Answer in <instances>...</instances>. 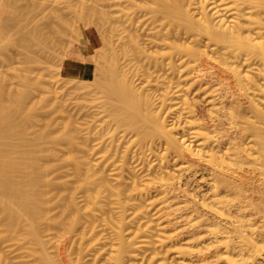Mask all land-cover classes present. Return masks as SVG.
Listing matches in <instances>:
<instances>
[{
  "label": "bare ground",
  "instance_id": "1",
  "mask_svg": "<svg viewBox=\"0 0 264 264\" xmlns=\"http://www.w3.org/2000/svg\"><path fill=\"white\" fill-rule=\"evenodd\" d=\"M63 1L110 66L94 53V80L64 88L88 99L104 68L117 84L83 122L37 128L55 95L36 107L31 77L13 90L0 70V264H264V0Z\"/></svg>",
  "mask_w": 264,
  "mask_h": 264
},
{
  "label": "rangeland",
  "instance_id": "2",
  "mask_svg": "<svg viewBox=\"0 0 264 264\" xmlns=\"http://www.w3.org/2000/svg\"><path fill=\"white\" fill-rule=\"evenodd\" d=\"M8 1H10V2H7V0H4V2H6V3H8V4H10V5H8V4H4V6L6 5L7 7L8 6H10L9 8H11V9H8V8H5L4 9V11H3V13H5L6 12V10H9L8 12H6V14L4 15L3 13V15L4 16H2V14H1V18H0V23H1V25L0 26H2V24H4L3 25V27H1V30H0V35L2 36V38H1V36H0V46H2L1 48H0V57H2V58H0V70L1 71H3L5 74L6 73H9L8 75H6V81L5 80H3V81H5L4 83H2L4 86L3 87H5V88H7V87H9V89H13V87L15 88V90L16 89H18L19 87H21L20 86V84L21 83H19V82H21L20 81V78H19V74L21 75V74H23V75H25L24 73H26V75H28L29 77H31V82L32 83H30V85L31 86H29V88L32 90H30L31 91V102H33V103H35L34 105H37L36 107H38V104L40 103L41 104V106L39 105V107H42L46 102L47 103H49V101H47L46 100V102H45V100L44 99H48L50 96H51V98L53 99V97H54V95H55V97H54V101L53 100H51L50 98H49V100L52 102V104H51V102L48 104V105H44L45 107H43V108H38V109H40L39 111H42L41 112V116L39 117V119L37 120V122H36V127L38 128V124H40L41 123V121H42V119H43V123H41L40 125L42 126V125H44L45 123H52L53 125H51V127L53 126L55 129H56V126L58 127L59 125H60V129L61 128H63L64 127V125L66 124V120H68L67 118H69V119H71V117H72V119L74 120L75 118H77V117H79L78 119L80 120V123H81V121L83 122L84 120V115L87 113V112H90V111H92V109L91 108H93V110L96 108V102H98V103H100L101 101V96H102V94H104V92L106 93V88H105V90H104V92H102L101 91V89L102 88H104V87H100V85L102 86V83H105V84H108L109 85V83H106V77L107 78H110V73H111V71L109 70V72H108V70L107 69H110V68H104V66L105 67H108L109 66V62L107 61L108 59L107 58H105L106 57V54L104 55V54H102V51H105L104 53H106V51H108V50H106V47H105V50H104V48H102L101 46H102V42H100L99 40H101V39H99V40H96V39H94L95 38V36H96V38H98V33H97V31H96V28H95V26H93V24H91V20H89V17H88V20H87V17L84 19L83 18V20L81 21V17L83 16V15H81V17H78L79 19H76L75 21L76 22H74L76 25H74L73 26V28H68L69 27V25H68V27L66 26L67 25V23H65V21L63 22V24L65 25H63L62 24V18H59V17H61L62 15H60L61 14V12H58L57 11V14L55 13L56 12V10L55 9H53V6H54V4L55 5H58V2L61 4V6H62V1L63 0H58V2L56 1V0H50V1H52L54 4H52V2L50 3V1H45V0H36V4H34L33 2H32V0H31V3L33 4L32 6H31V9H29V7H30V5H31V3H30V0L28 1V0H8ZM21 1H23L24 3H22ZM35 1V0H34ZM39 1V2H38ZM42 1H45L44 2V4H46V2H47V4L46 5H44L43 4V2ZM54 1H56V2H54ZM29 2V3H28ZM63 2H65V1H63ZM15 4V6L13 5V6H11V4ZM43 4L44 6H43V9L41 8L40 10V12H37V13H39V14H37L36 13V15H35V17H34V14H33V9H38L39 8V6L41 5V4ZM67 3V2H66ZM66 3H64L63 5H65ZM90 3V2H89ZM25 4V5H24ZM39 5V6H37L38 8H33L32 9V7L34 6V5ZM60 4H59V6H60ZM19 5H20V7H19ZM23 5V6H22ZM28 5H29V7H28ZM49 5V6H48ZM53 5V6H52ZM17 6V7H16ZM27 6V7H26ZM42 6V5H41ZM60 6V7H61ZM13 7V8H12ZM15 7V8H14ZM25 7V8H24ZM34 7H36V6H34ZM48 7H51V8H49L50 10H48L47 8ZM56 7V6H55ZM58 7V6H57ZM25 9V10H23V9ZM106 8V7H105ZM14 9L16 10L15 12H11L12 10L14 11ZM19 9V10H18ZM20 9H22L21 11H20ZM31 10L30 12H27V10ZM52 9H53V12H52ZM39 10V9H38ZM43 10V11H42ZM46 10V11H45ZM47 10H48V12H47ZM20 12V14H19V16H18V13ZM34 11H37V10H34ZM24 12H26V13H24ZM41 12L43 13L44 12V16H43V14H41ZM49 12H52V13H49ZM21 13H22V15H21ZM24 13V14H23ZM28 13V14H27ZM32 13V14H31ZM54 13L56 14L55 16H54ZM45 14H46V16H45ZM51 16H50V15ZM17 15V16H16ZM28 15V16H27ZM33 15V16H32ZM38 15V16H37ZM59 17H58V16ZM37 16V17H36ZM39 16H40V18H41V16H42V20L39 18ZM61 20L60 21V23H58L59 21V19H56L57 17ZM7 17V18H6ZM19 17L21 18L20 20H19ZM24 17V18H23ZM28 17V18H27ZM33 17V18H32ZM45 17V18H44ZM47 17H49V18H47ZM84 17H85V15H84ZM6 18V19H5ZM9 18V19H8ZM29 18H30V20H29ZM36 18V19H35ZM39 18V19H38ZM54 20H53V19ZM95 18V17H94ZM3 19V20H2ZM16 19V20H15ZM45 21H44V20ZM48 19V20H47ZM13 22H12V21ZM32 20V24H31V21ZM33 20H35V22L33 21ZM37 20H39V21H37ZM50 20V21H49ZM78 20V21H77ZM17 21V22H16ZM27 21H29L30 22V24H29V22H27ZM46 21L48 22V23H46ZM83 21H85L83 24H82V22ZM95 21H96V19H95ZM5 22H6V24H5ZM9 22V23H8ZM10 22H12V24L10 23ZM15 22V23H14ZM20 22H21V25H20ZM40 24H39V23ZM43 22V23H42ZM78 22V23H77ZM18 23V24H17ZM22 23H28V24H25V26L27 25L28 26V28H27V30H25L24 31V29H26L25 28V26H24V24H22ZM73 23V24H74ZM7 24H8V26H7ZM35 24V26H38V27H33V25ZM46 24L49 26V28H47L48 26H46ZM52 24V25H51ZM56 24H58V25H56ZM72 24V25H73ZM90 24V25H89ZM10 25H14V26H12V27H9ZM54 25V26H53ZM55 25H56V29H55ZM71 25V24H70ZM4 26H5V28H4ZM23 28H22V27ZM30 26L33 28H30ZM45 26V27H44ZM61 26V27H60ZM8 27V28H7ZM21 27V28H20ZM43 27H44V29H46V30H43ZM51 27V28H50ZM53 27V28H52ZM15 28V29H14ZM35 28V29H34ZM66 29V31L64 30V29ZM5 29V30H4ZM14 31H13V30ZM18 29V30H17ZM29 29H32L30 32H33V33H30L29 32ZM38 29V30H37ZM60 29V30H59ZM20 30V31H19ZM37 30V31H36ZM41 30V31H40ZM43 30V31H42ZM48 30V31H47ZM49 30H50V32H49ZM52 30H54L53 32L54 33H51V31ZM70 30V31H69ZM1 31H3V32H1ZM25 33H24V32ZM37 33H36V32ZM39 31H40V33L42 34H40L39 33ZM45 31V32H44ZM56 31V32H55ZM61 33H60V32ZM62 31H64L65 33H62ZM73 31H74V33H73ZM6 32V33H5ZM10 32H13V34L12 33H10ZM58 32V33H57ZM70 32V33H69ZM3 33V34H2ZM10 33V34H9ZM21 34V35H17V34ZM29 33V34H28ZM35 33H36V35H35ZM44 33V34H43ZM49 35H48V34ZM51 33V34H50ZM57 33V34H56ZM68 33V34H67ZM77 34V35H74V34ZM89 33H90V35H89ZM23 34V35H22ZM31 34V35H30ZM34 36H33V35ZM47 34V35H46ZM55 36H54V35ZM71 36H70V35ZM91 34H93V35H95V36H92ZM13 35H15V36H13ZM17 35V36H16ZM27 35V36H26ZM30 35V36H29ZM53 35V36H52ZM69 35V36H68ZM89 35V36H88ZM4 36V37H3ZM12 36V37H11ZM21 37V39L20 40H18L19 39V37ZM37 36H39V37H37ZM45 36V37H44ZM49 36V37H48ZM74 36H75V38H74ZM94 37L93 39H92V37ZM18 39H17V38ZM28 37V38H27ZM47 37V38H46ZM68 37V38H67ZM116 37V36H115ZM114 37V38H115ZM4 38V39H3ZM14 38V39H13ZM30 38H35L34 40L32 39V41H31V39ZM37 38V39H36ZM42 38V39H41ZM67 38V39H66ZM72 38V39H71ZM3 39V40H2ZM48 41H47V40ZM52 39V40H51ZM58 39V40H57ZM71 39V40H70ZM36 40V41H35ZM37 40H38V44H36L35 42H37ZM42 40V41H41ZM57 40V41H56ZM64 40V41H63ZM96 40V41H95ZM115 40H116V38H115ZM118 40V39H117ZM116 40V41H117ZM7 41V42H6ZM19 41V42H18ZM44 41V42H43ZM115 41V42H116ZM7 43V45L6 44H4L3 45V43ZM13 44H12V43ZM17 42V43H16ZM31 44H30V43ZM50 42V43H49ZM57 42H59V43H57ZM46 43H48V44H46ZM53 43H54V45H53ZM56 43V44H55ZM68 43V44H67ZM118 42H116V44H117ZM14 44L15 45H18V46H16L15 48H14ZM22 44H24L23 46H22ZM26 44H28V46H26ZM30 44V45H29ZM36 44V45H35ZM63 44V45H62ZM97 44V45H96ZM115 44V43H114ZM10 46L11 45V47H13V49L11 48V51L10 50H8V49H10V47L8 48V47H6V46ZM13 45V46H12ZM33 45V46H32ZM38 45V46H37ZM39 45H40V48H39ZM47 46L46 48H44L45 46ZM49 45V46H48ZM51 45H53V46H51ZM59 45H61L60 47H59ZM3 46H5V48L3 47ZM22 46V47H21ZM31 46V47H30ZM56 46V47H55ZM19 47V48H18ZM44 48V49H46V51L44 50V49H41V48ZM55 47V48H54ZM63 47V48H62ZM99 47H101V48H99ZM115 47H116V45H115ZM6 48H7V50H6ZM18 48V49H17ZM22 48H23V50H22ZM27 49V51L25 50V49ZM37 48V49H36ZM86 49L88 52H90L91 53V55H92V62H93V73H92V76L89 78V79H93L94 77H95V75H96V69H97V67H96V62H95V55H94V53H97V54H99V56H97V57H99V58H104V59H102L101 61H104V62H102V63H105V65L104 64H102L101 63V65H104V66H102V68H104V70H105V72H106V74H105V72L104 71H100L101 73H104L105 74V77H104V79H101L102 78V76H101V78H100V82L102 81V83H100L99 85H95L96 87H97V89H99V90H91L89 93V95H87V98L88 99H83L82 100V98L80 99V98H76L77 96H75V94L73 93V92H69V89H67L68 88V85H66V86H64V84L66 83L67 84V82L65 81L64 82V79L66 80L67 78L66 77H68V76H65V75H62L61 74V71H60V69L61 68H58V67H62V65H63V63H64V61L66 60V59H69V58H72V57H74V58H78V57H81V54H82V51H83V49ZM102 49V51L101 50H99L100 52H101V55H104L105 57H102V56H100V52H98V50L97 49ZM15 49V50H14ZM21 51H20V50ZM32 49V50H31ZM40 49V50H39ZM53 50V51H51V50ZM95 49V50H94ZM41 50H42V53H40L41 52ZM50 50V51H49ZM29 51V52H28ZM44 51V52H43ZM48 51H49V53H48ZM11 52V53H10ZM14 52H16V53H14ZM23 52V54H21ZM31 52V53H30ZM37 52V53H36ZM39 52V53H38ZM47 52V53H46ZM3 53V54H2ZM18 53V54H17ZM28 53V54H27ZM47 55H46V54ZM58 53H59V55H58ZM14 54V55H13ZM41 54V55H40ZM54 54V55H53ZM107 54H108V52H107ZM15 57H13V56ZM18 55V56H17ZM21 55V56H20ZM29 55V56H28ZM36 55H37V57H36ZM49 55V56H48ZM61 55V56H60ZM64 55V56H63ZM94 55V56H93ZM24 56V57H23ZM57 56V57H56ZM4 57V58H3ZM16 57L19 59H17L16 60ZM26 57V58H25ZM59 57V58H58ZM11 58H13V59H11ZM5 61H4V60ZM39 59H41V60H39ZM11 60V61H10ZM15 60V61H14ZM13 61V62H12ZM24 63H23V62ZM27 61V62H26ZM32 61V62H31ZM40 61V62H39ZM43 61V62H42ZM60 61V62H59ZM23 64H22V63ZM34 62H36V63H34ZM44 62H45V64H46V66H45V64H44ZM48 62V63H47ZM34 63V64H33ZM42 63V64H41ZM49 63H51L50 65H49ZM20 64V65H19ZM38 64L40 65V66H38ZM48 64V65H47ZM52 64L53 65H55L54 67L52 66ZM57 64H60V66H58ZM106 64H108V65H106ZM6 65V66H5ZM15 65V66H14ZM23 65V66H22ZM13 68H12V67ZM16 66H19V67H17L16 68ZM22 66V67H21ZM58 66V67H57ZM95 66V67H94ZM9 67H11L12 69H9ZM24 67V68H23ZM39 67H41V68H39ZM110 67V66H109ZM6 68V69H5ZM18 68H19V70H18ZM29 68V69H28ZM35 68H36V70H35ZM45 70H44V69ZM48 68V69H47ZM53 68V69H52ZM95 68V69H94ZM8 69V70H7ZM14 69V70H13ZM15 69H16V71H15ZM21 69H23V70H21ZM42 69V70H41ZM55 69V70H54ZM47 70V71H46ZM57 70H59V71H57ZM0 71V72H1ZM8 71V72H7ZM11 71H12V73H11ZM30 71V72H29ZM36 71V72H35ZM39 71V72H38ZM44 71V72H43ZM50 71H52V72H50ZM94 71L96 72V73H94ZM98 71V70H97ZM15 72V73H14ZM42 72H43V74H42ZM46 72V73H45ZM2 73V72H1ZM4 73H2V74H4ZM52 73V74H51ZM1 74V75H2ZM12 74V75H11ZM13 74L15 75V76H13ZM43 76H42V75ZM57 74V75H56ZM1 75H0V77H1ZM17 75V76H16ZM32 75V76H31ZM53 75V76H52ZM54 75H56V77L54 76ZM107 75V76H106ZM4 76V75H3ZM2 76V77H3ZM104 76V75H103ZM9 77H11V79H9ZM37 78V79H33V78ZM40 77H42V78H40ZM63 79H62V78ZM14 78V79H13ZM43 78H44V80H43ZM49 78V79H48ZM40 79V80H39ZM52 79V80H51ZM58 79L60 80V81H58ZM106 79V80H105ZM112 79L113 80H111V81H115V79L112 77ZM35 80H36V83H35ZM55 80V81H54ZM63 80V81H62ZM94 80V79H93ZM3 81H0V82H3ZM34 81V82H33ZM38 81V82H37ZM42 81V82H41ZM45 81H46V83H45ZM52 81V83H50ZM105 81V82H104ZM110 81V79H108L107 80V82H109ZM110 81V82H111ZM12 82V83H11ZM53 82H54V84H53ZM59 82V83H58ZM60 82H63V83H61L60 84ZM116 82V81H115ZM7 83V84H6ZM14 83V84H13ZM37 83H40V84H37ZM112 84L111 85H109V87H110V89H109V92L111 91V87H112V85L115 87L116 85H115V83L114 82H111ZM2 84L0 83V87H2ZM12 84V85H11ZM35 84V85H34ZM38 86H37V85ZM45 84V85H44ZM116 84H117V82H116ZM17 85V86H16ZM32 85H34V86H36V87H34V86H32ZM40 85V86H39ZM50 85V86H49ZM53 85V86H52ZM63 85V86H62ZM7 86V87H6ZM44 86H45V88H44ZM59 86H60V88H59ZM95 86H92L93 88L95 87ZM105 86V85H104ZM34 87V88H33ZM41 87H43V88H41ZM51 89H49V88ZM64 87H67V88H64ZM106 87V86H105ZM108 87V86H107ZM4 88V89H5ZM40 88L41 89H43L42 91L40 90ZM65 90H64V89ZM91 88V87H90ZM36 89V90H35ZM47 89H49V90H47ZM52 89H53V91H52ZM55 89H57V90H55ZM108 89V88H107ZM14 90V89H13ZM35 90V91H34ZM45 90V91H44ZM48 91V93H50L49 94V97H46V96H48V94L46 93L47 91ZM60 90V91H59ZM64 90V91H63ZM51 91V92H50ZM71 91V90H70ZM96 91V92H95ZM99 91H101V92H99ZM41 92H42V94H41ZM54 94H53V93ZM55 92H57V93H55ZM67 92V93H66ZM91 92H95L94 94H92ZM97 92H98V94H97ZM62 93V94H61ZM69 93V94H68ZM101 93V94H100ZM37 94V95H36ZM41 94V95H40ZM44 94H45V97L46 98H44ZM61 94V95H60ZM65 94V95H64ZM67 94V95H66ZM95 94H97V95H95ZM100 94V95H99ZM107 95H108V90H107V93H106ZM110 94V93H109ZM36 97H35V96ZM41 97L42 96V98H44L43 100H44V102H43V100H41V98L39 97V96ZM64 96V97H63ZM91 96V97H90ZM95 96L97 97V98H100V100L99 99H96L95 98ZM98 96H100V97H98ZM104 96H105V94H104ZM33 97V98H32ZM56 97H58V99L56 98ZM92 97H94V101H92ZM106 97V96H105ZM109 97V96H108ZM107 97V98H108ZM35 98V99H34ZM62 98V100H60ZM103 98V97H102ZM57 99V100H56ZM68 99V100H67ZM96 99V100H95ZM30 100V99H29ZM35 100H36V102L38 103H36L35 102ZM42 101V102H39V101ZM88 100V101H87ZM98 100V101H97ZM102 100H105V99H102ZM58 101H60L61 103L64 101V103H63V105L59 102L58 103ZM69 101V102H68ZM91 101V102H90ZM100 101V102H99ZM67 102V103H66ZM94 103V104H91V103ZM46 103V104H47ZM66 103V104H65ZM77 103V104H76ZM51 104V105H50ZM58 104H61V106L60 105H58ZM74 104V105H73ZM79 104V105H78ZM88 104V105H87ZM60 106V108L59 107H57V106ZM64 105H66V106H64ZM71 105H73V106H71ZM75 105H76V108L77 109H75ZM77 105H78V107H77ZM94 105V106H93ZM51 106V107H50ZM71 106V107H70ZM80 106V107H79ZM88 106L90 107L89 109H88ZM50 107V108H49ZM54 109H53V108ZM68 109H67V108ZM74 107V108H73ZM70 108H71V110L73 109L74 111H75V113L77 112V114H78V112H79V114H78V116H76L77 114H75L74 113V115H72L73 114V112L74 111H71L70 110ZM64 109V110H63ZM79 109H80V111H79ZM49 110V111H48ZM55 112H54V111ZM60 110H61V112H60ZM64 111V113L61 115L60 113H62L63 111ZM67 110H68V113H67ZM82 110H83V112H82ZM48 112H49V114H48ZM40 113V112H39ZM46 114L45 116H43L44 114ZM52 113V114H51ZM72 113V114H71ZM84 113V115H80V114H83ZM66 114H67V116H66ZM52 115H54V116H52ZM57 115H59L58 117H55V116H57ZM72 115V116H71ZM80 115V116H79ZM46 116H48V117H46ZM76 116V117H75ZM81 116H82V120L80 119L81 118ZM43 117V118H42ZM55 117V118H54ZM63 119H62V118ZM65 117H66V119H65ZM46 118V119H45ZM53 118V119H52ZM85 118H86V116H85ZM49 119V120H48ZM65 119V120H64ZM50 120H53V121H50ZM57 121V123H56V121ZM60 120V121H59ZM76 121H77V119H75ZM47 121V122H46ZM76 121H74V122H76ZM45 122V123H44ZM54 122V123H53ZM79 122V121H78ZM78 122L76 123V125H78ZM59 123V124H58ZM57 124V125H56ZM63 124V126H61ZM39 125V126H40ZM81 125V124H80ZM50 127V128H51ZM57 130V129H56Z\"/></svg>",
  "mask_w": 264,
  "mask_h": 264
},
{
  "label": "crops",
  "instance_id": "3",
  "mask_svg": "<svg viewBox=\"0 0 264 264\" xmlns=\"http://www.w3.org/2000/svg\"><path fill=\"white\" fill-rule=\"evenodd\" d=\"M92 60L91 53L84 48L81 57H72L64 61L60 69L61 74L65 76L89 79L93 73Z\"/></svg>",
  "mask_w": 264,
  "mask_h": 264
}]
</instances>
